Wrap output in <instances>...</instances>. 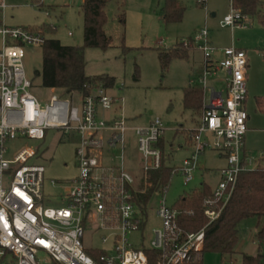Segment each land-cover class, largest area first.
Wrapping results in <instances>:
<instances>
[{
    "label": "built area",
    "instance_id": "1",
    "mask_svg": "<svg viewBox=\"0 0 264 264\" xmlns=\"http://www.w3.org/2000/svg\"><path fill=\"white\" fill-rule=\"evenodd\" d=\"M36 4L42 5V1ZM7 7L6 0H0V11ZM247 18L231 0V12L221 26L240 22L242 27ZM0 35V264H187L197 260L205 228L220 217L239 175L259 165V160L248 156L244 143L249 117L248 53L234 46H211L206 28L195 40L179 41L182 47H194L204 56L201 72L191 80L204 91V111L195 127L188 129L193 131L192 151L180 166L184 185L193 180L206 150L217 151L226 164L219 169L217 187L203 199L205 227L185 232L179 222L180 210L161 201L156 215L162 227L153 231L148 245L143 234L134 245L129 236L145 228L148 205L142 210L135 200V194L144 190L139 188V176L125 163L126 132L135 131L140 171L145 175L162 168L168 157L164 144L160 145L165 132L161 119L141 127L128 126L127 118L115 109L118 98L102 85L90 88L86 95L73 92L64 96L50 89V97L37 96L25 72L24 48L42 47L47 39L43 30L9 27L2 21ZM220 72L225 73L224 80L218 79ZM212 77L224 86H210ZM51 129L78 138L77 175L63 187L64 205L58 207L43 205L46 169L28 164L37 155L34 148L23 147L6 157L11 141L44 140ZM167 188L160 191L165 193ZM98 231L105 233L101 240L106 248L86 247V233ZM221 264L234 263L228 259Z\"/></svg>",
    "mask_w": 264,
    "mask_h": 264
},
{
    "label": "rangeland",
    "instance_id": "2",
    "mask_svg": "<svg viewBox=\"0 0 264 264\" xmlns=\"http://www.w3.org/2000/svg\"><path fill=\"white\" fill-rule=\"evenodd\" d=\"M6 0L5 12L0 11V22L9 27L25 26L42 29L46 38L58 39L63 45L83 46L84 21L81 5L83 0ZM184 7L179 22L164 23L161 10L166 0H111L106 6L107 22L105 33L111 38L107 49L85 48L88 76L108 75L115 78L110 92L118 98L115 109L127 118L130 127H141L153 119L160 118L164 132V151L166 165L176 168L165 193H154L148 204V218L145 228L129 236L137 245L141 235L148 245L153 231L162 227L156 211L161 201L174 206L178 200L207 185L215 189L219 183V169L226 160L215 150L201 153L199 167L193 173V180L184 185V176L180 169L184 158L190 155L192 148L186 141L188 129L195 127L199 115L183 106L184 89L197 78L203 64L202 51L190 47L188 56L172 58L167 67L162 65L159 52L176 46L181 40H195L201 29L209 30L210 45L216 48L234 46L244 49L249 56L250 72L247 78L248 101L246 110L249 115L245 134V150L248 156L259 160L264 167V106H258L257 100L264 99V26L256 15L244 20V26L237 22L235 26H221L224 18L231 12V0H177ZM259 9L264 12V0H259ZM124 14V23L121 14ZM69 32L72 35H69ZM3 38L0 35V49ZM24 68L27 77L33 83V92L37 96L50 97L52 92L41 84L36 70L42 68V47L27 45L24 48ZM202 68V67H201ZM225 73L220 72L218 79L224 80ZM210 86H224L216 77L209 79ZM198 86V83L192 84ZM210 94L207 92L206 97ZM135 131L126 132L125 163L135 175L140 173V156L136 147ZM75 134L66 135L60 130L47 131L44 140L16 139L8 146L7 158L23 147L34 148L37 155L28 164L45 166L44 200L46 207L63 206V187L77 175ZM118 153V152H117ZM55 181V184L52 183ZM264 218L250 216L239 223V239L232 256L241 264L242 255H255L264 252V244L258 241L256 234L261 229ZM104 232H87L83 241L86 247L104 249L101 237ZM229 255L206 252L203 264H221L228 261Z\"/></svg>",
    "mask_w": 264,
    "mask_h": 264
},
{
    "label": "trees",
    "instance_id": "3",
    "mask_svg": "<svg viewBox=\"0 0 264 264\" xmlns=\"http://www.w3.org/2000/svg\"><path fill=\"white\" fill-rule=\"evenodd\" d=\"M111 0H83L81 5L84 21L83 46L63 45L58 39L47 38L42 46V68L35 71V76L40 77L43 87L55 89L61 95L73 92L88 94L90 88L102 85L111 89L115 85V78L108 75L88 76L85 72V48L95 47L107 49L111 45V38L107 36L104 26L107 22L106 6ZM233 5L243 15H256L264 26V12L259 9V0H233ZM184 7L177 0H166L161 10L164 23L179 22L184 14ZM124 23V14H121ZM188 56V49L173 46L159 52V58L164 67H167L172 58ZM204 91L202 88L189 84L184 89L183 106L195 115L201 116L203 108ZM258 106H264V99L257 100ZM186 141H190L192 130H187ZM163 141L160 145L163 147ZM174 168L166 165L144 175L139 176L138 185L143 192L135 194V200L142 210L150 202L154 193L164 187L173 175ZM145 181L147 185H145ZM211 194V188L205 185L202 190L182 196L174 205L180 210V226L185 232H197L207 224L204 216L202 202ZM250 216L264 218V167L258 165L252 170L243 171L238 178L235 190L223 209L220 217L206 226L203 248L198 259L187 264H203V255L206 252H216L229 255L232 258L239 236V223ZM256 237L264 244V223L257 232ZM241 264H264V252L255 255L243 254Z\"/></svg>",
    "mask_w": 264,
    "mask_h": 264
},
{
    "label": "crops",
    "instance_id": "4",
    "mask_svg": "<svg viewBox=\"0 0 264 264\" xmlns=\"http://www.w3.org/2000/svg\"><path fill=\"white\" fill-rule=\"evenodd\" d=\"M201 67H202V65L200 66V70H201ZM199 73V72H198ZM215 86H217V85H215ZM248 101V100H247ZM247 104V103H246ZM200 118V117H199ZM248 119H249V117H248ZM198 121H199V119H198ZM198 121L196 122V124L198 123ZM195 124V125H196ZM187 143L190 145V143H189V141H187ZM247 153V152H246Z\"/></svg>",
    "mask_w": 264,
    "mask_h": 264
}]
</instances>
